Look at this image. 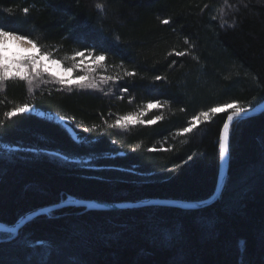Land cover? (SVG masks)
Returning a JSON list of instances; mask_svg holds the SVG:
<instances>
[{"label": "trees", "instance_id": "16d2710c", "mask_svg": "<svg viewBox=\"0 0 264 264\" xmlns=\"http://www.w3.org/2000/svg\"><path fill=\"white\" fill-rule=\"evenodd\" d=\"M0 25L29 36L39 55L50 53L74 75L95 69L98 81L122 77L93 90L31 89L19 80L0 88V221L7 224L70 195L209 197L231 109L181 130L218 104L250 108L264 100V0H0ZM93 48L105 55L104 67L89 55ZM76 51L84 55L73 61ZM157 100L165 106L146 108ZM24 103L50 117H8ZM141 112L144 121L163 118L110 127ZM233 128L228 176L211 205L58 209L14 238L0 232V264H264V111Z\"/></svg>", "mask_w": 264, "mask_h": 264}, {"label": "snow or ice", "instance_id": "6c2138e0", "mask_svg": "<svg viewBox=\"0 0 264 264\" xmlns=\"http://www.w3.org/2000/svg\"><path fill=\"white\" fill-rule=\"evenodd\" d=\"M98 9H103V4H97ZM29 9L24 8L23 12L25 15L28 13ZM164 24H168L169 20L165 19L163 20ZM225 23H227L225 21ZM229 27H234V24H229ZM223 27V25H222ZM16 41L20 45H23L24 47L28 48H37L36 42H34L32 39L29 38V36L22 34L19 30H13V29H6L5 26L0 25V88H3L5 86L6 81H25L29 86L32 85L34 80H37L39 78H43L45 75L50 76L52 79L55 80L56 83L60 85H65L68 87L69 90L73 86L79 89H98L100 88V83H107L109 81H117L121 79L119 75L117 76H103L101 77L100 81L98 82L94 76L91 75V72L95 71V69H90L88 75H77L74 79L69 76L67 79L55 72H52L50 69L45 67L42 63V60L47 58L51 59L50 53H42L41 55H31L28 57H24L22 59H14L11 62H9V58L5 55V52L7 51V45L8 42ZM185 43L187 44V39L185 40ZM95 52V49H91L89 51V55H93ZM101 53H103V50H101ZM173 53H169V55H172ZM186 53L184 51H177L175 52V55L177 56H184ZM84 52L82 51H76L74 55L72 56V60L75 61L77 57H83ZM93 59L96 62L97 67H104L103 62L105 61L106 57L104 54L99 55H93ZM52 63L60 65L62 62L60 60L52 59ZM67 73H72L73 68L67 67L64 69ZM124 75L127 77H134L137 75L135 71H128L125 70ZM163 77L156 76V80H160ZM123 92H127L128 89L125 87L122 89ZM122 98V97H121ZM165 105H162L158 100L155 103L149 102L146 105L147 109H158L162 108ZM226 109H231V114L227 116L226 122H223L222 124V134L219 140V153L221 158H226L230 154V134L233 132L234 128V122L237 121L238 118L243 117L248 114V109L239 105L236 102L233 103H227L223 105H216L214 107H210L207 112H200L199 115L193 116L191 121L189 122V125L181 130L180 134H187L191 133L194 128L197 127V122L201 120V118H204L205 120H210V116L213 114H218L223 112ZM32 106H30L27 103L22 104L18 108L12 109V111L8 112L7 115L9 118L16 115L17 113L23 114L26 112H31ZM144 112H141L139 114L131 113L128 115L120 116L118 117L113 124L110 125V127L113 128H125L129 124L133 123H140V124H152L156 121L161 120L162 116H156L153 120L144 121L143 119H140L139 117L144 115ZM107 123V121H105ZM85 132L89 131V129H84ZM157 149L151 148L149 151H156ZM191 159V157L189 158Z\"/></svg>", "mask_w": 264, "mask_h": 264}, {"label": "water", "instance_id": "95a60500", "mask_svg": "<svg viewBox=\"0 0 264 264\" xmlns=\"http://www.w3.org/2000/svg\"><path fill=\"white\" fill-rule=\"evenodd\" d=\"M247 109L249 110L248 114L238 118L237 120L255 116L263 112L264 100ZM230 114L231 112H228L227 116ZM221 134H222V129H221ZM229 165H230V154L226 158H221L220 156L219 174H218L215 190L209 197H206L204 199L183 200V199H172V198H144V199L130 200V201L109 202V201H99L96 199H88V198H82V197H76L70 195L64 199H61L57 203H53L50 205H46L30 210L25 214L21 215L14 223L7 224L0 221V232H6L10 234L11 235L10 239L14 238L18 234L20 228L23 227L25 223L32 220L33 218L39 215H44L53 212L55 210L63 209L67 207H78V208H84L86 210H94V209L125 210V209H132V208L146 207V206H171V207H179L184 209L203 208L211 205L220 197L228 176Z\"/></svg>", "mask_w": 264, "mask_h": 264}, {"label": "rangeland", "instance_id": "374dc122", "mask_svg": "<svg viewBox=\"0 0 264 264\" xmlns=\"http://www.w3.org/2000/svg\"><path fill=\"white\" fill-rule=\"evenodd\" d=\"M38 48H26L24 47L23 45H20L19 43H17L16 41H12L10 40L8 42V45H7V51L5 52V55L9 58V62H11L12 60L16 59H22L24 57H28V56H31V55H39L38 53ZM42 63L45 67H47L48 69H50L52 72H55V73H58L62 76H64L66 79L71 76L73 79L77 76V75H88L89 74V70H84L83 73H80V74H77V75H74L72 73H67L64 71V69L66 67H64L63 65H57V64H54L52 63V60H49L47 58L43 59L42 60ZM91 75H93V73H91ZM94 76V75H93ZM95 77V76H94ZM97 80V79H96ZM98 81V80H97ZM99 82V81H98ZM46 83H56L54 79H52L50 76L48 75H45L43 78H39L37 80H34L32 85L29 86L31 89L32 88H35L37 87L38 85H44ZM58 84V83H57ZM60 87H64V89H68L67 86L65 85H60L58 84ZM71 89H77V90H86V89H79V88H76L75 86H73ZM93 90V89H92ZM33 110L31 112L33 113H37L39 114V116H43L45 118H49L50 115H46L44 112L42 111H38L36 110L35 108H32ZM50 119H53V120H56L58 122H60L61 124H63L64 126H68L66 122H64L63 120H61L60 118H56L54 116H52V118ZM70 131H72L70 129ZM51 155V157H55V158H60V159H65L63 158L61 155H59L58 153L56 152H49V156ZM51 213V212H50ZM49 214V213H47ZM46 215V214H44ZM14 223V222H13ZM5 234L8 235V233L6 232H3ZM10 239V238H8Z\"/></svg>", "mask_w": 264, "mask_h": 264}, {"label": "bare ground", "instance_id": "6f19581e", "mask_svg": "<svg viewBox=\"0 0 264 264\" xmlns=\"http://www.w3.org/2000/svg\"><path fill=\"white\" fill-rule=\"evenodd\" d=\"M258 103H259V102H258ZM258 103H256V104H258ZM256 104H255V105H256ZM229 112H231V111H229ZM220 196H221V195H220ZM8 235L11 236L10 234H8Z\"/></svg>", "mask_w": 264, "mask_h": 264}]
</instances>
